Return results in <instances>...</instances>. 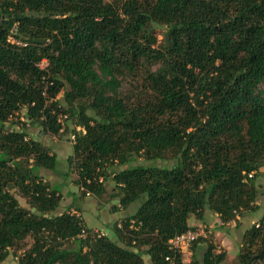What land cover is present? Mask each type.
Returning a JSON list of instances; mask_svg holds the SVG:
<instances>
[{
    "label": "trees",
    "instance_id": "16d2710c",
    "mask_svg": "<svg viewBox=\"0 0 264 264\" xmlns=\"http://www.w3.org/2000/svg\"><path fill=\"white\" fill-rule=\"evenodd\" d=\"M141 71L150 97L131 105L122 80ZM22 110L26 124L8 129ZM60 114L75 121L78 184L99 197L110 178L120 207L139 202L115 240L59 212L41 178L56 156L26 127L56 136ZM262 170L264 0H0V263L12 250L16 264H197L168 241L207 211L226 225L253 209ZM256 224L238 264H264V215ZM201 240L202 264L222 263L212 235Z\"/></svg>",
    "mask_w": 264,
    "mask_h": 264
},
{
    "label": "rangeland",
    "instance_id": "374dc122",
    "mask_svg": "<svg viewBox=\"0 0 264 264\" xmlns=\"http://www.w3.org/2000/svg\"><path fill=\"white\" fill-rule=\"evenodd\" d=\"M153 33L157 35L158 40L161 39L160 29L154 28ZM145 79L146 78L143 71L135 75L125 77L122 80V86L119 91L120 96L124 97V99L127 100L131 105L140 104L145 99L149 98L150 92L147 91ZM58 99H60V101L62 102L61 94L58 96ZM22 123L26 124V119L23 116V110L14 114V116L10 118L6 125L8 129H21L23 128ZM63 127L64 129L62 132H59L58 135L53 136L49 134H43L39 131L40 128L32 127L27 124L26 130L28 132V138L37 140L41 142L45 147H49L51 149V152L56 156V165L54 170H42L40 172V170L37 169L36 172H40L42 180L48 183L49 186L56 187L60 191L62 200L60 208L58 210L59 212H67L78 215L82 218L85 228H90L93 231L97 230L99 233L115 240V236L112 231V225L115 223L114 221L120 220V218L134 212L139 206V202L131 204L129 207H127L126 210L120 207L118 200L119 197L114 190V184L112 183L110 178L107 182H103L105 192L102 193L99 197L94 196L91 192H88V190L80 186V184H78L77 182V174L74 171V167H68L67 163V158L72 154V146L74 142L72 138V131L75 128V121L68 118L63 123ZM166 163L167 162L161 160L155 162L157 166H162ZM135 164L150 165L152 163L149 161H144L142 158L136 157ZM170 164L171 162L167 163L168 166ZM112 169L114 171H118L121 169V167L115 165ZM261 173L262 174L260 176L256 177V185H258L259 195L253 204V209L238 215L235 221L228 223L229 229L226 233L227 235H225L230 239L238 238L240 236L243 230V226L241 227L240 221L244 220V224L246 225L248 218L258 220L264 215V170H262ZM13 193H15L19 204L22 207L28 208L25 200L19 195V193ZM208 212L209 211H207V213ZM209 214L210 212L207 215ZM191 219H193L189 220V224L191 226L195 228L204 226V223H200V221L196 220L195 218ZM213 219L214 216H211L205 226H209L208 228H212L211 223ZM258 221H255L252 225H250V228L254 224L258 223ZM230 239L228 240L231 242ZM204 241L205 242L201 240L200 243L203 244V248H206L208 243L206 240ZM210 241H212V244L215 247L218 246L217 250H219L220 253L223 252V246L226 245H222L217 241L216 244H214L213 239ZM24 243L26 248H28L32 244V240L28 238ZM232 246V249H229L230 247H228V250L223 252L225 255L229 253L230 257L228 259H224L220 264H238L237 254L235 253L236 250H234V244H232ZM203 252L204 249L195 251V257L193 258L192 256L190 258V261H193L195 259V262L197 264H202ZM18 253L19 252H17V254ZM143 258L146 264H150L149 258L146 255H144ZM16 262L17 261L15 259V253L10 250L7 258L0 264H16ZM184 263L188 262L184 261Z\"/></svg>",
    "mask_w": 264,
    "mask_h": 264
},
{
    "label": "built area",
    "instance_id": "2783aa9c",
    "mask_svg": "<svg viewBox=\"0 0 264 264\" xmlns=\"http://www.w3.org/2000/svg\"><path fill=\"white\" fill-rule=\"evenodd\" d=\"M68 119L67 115L64 114H60L58 115V119L57 121L62 125L60 132L63 131L64 127H63V123ZM76 130H81L80 127H76ZM72 138L74 141V136L72 134ZM253 176V173H249L245 176V179H243V181H245L248 178H251ZM255 226L257 227L258 224H255ZM120 227V225H119ZM87 234V232L85 231V229L83 228L81 231V235L85 236ZM103 234L99 233L97 230L96 231H91V236L92 237H98L101 236ZM212 235V229L208 228L207 226H203V227H197L194 230H190L187 231L183 234L177 235L173 238H171L168 241V245L169 248L173 251H175L176 253H178L180 255V259L181 261L184 263V261H187L188 263H190V258L193 256V247L195 244L200 243V239H206L208 237H210Z\"/></svg>",
    "mask_w": 264,
    "mask_h": 264
},
{
    "label": "crops",
    "instance_id": "0c3cea01",
    "mask_svg": "<svg viewBox=\"0 0 264 264\" xmlns=\"http://www.w3.org/2000/svg\"><path fill=\"white\" fill-rule=\"evenodd\" d=\"M208 213L205 214V218H204L205 221L202 222V223H204V224L206 223L207 224L208 219L211 218V216H214V219H213V221L211 223V225H212V231H213V233H212V235H213L212 239L214 241V244H216V241H217V242L221 243L222 245H226V246H223L224 247L223 252H225L226 250H228V247H230L229 249H232V247H233L232 244H234V250H236L235 251L236 254L238 253V249H239V245H240V242H241V236H242V234L244 232H246L248 229H250V225H252L255 221L260 220V219L254 220V219L248 218V220L246 222V225L244 224V220L243 221H240L241 227L243 226V230H242L240 236L238 237L239 239L238 238H232V239H230L229 237L226 236L227 235L226 233H227V231L229 229V225L228 224L222 225L219 222L218 217H217L216 214L210 213L209 215H207ZM244 219H245V215H244ZM191 220H193V219H191ZM230 235H231V233H230ZM227 238L230 239L231 242ZM217 249H218V246L216 247L215 253H220L219 250H217ZM197 250H203V244L198 243L195 246V251H197ZM236 254H235V256H236ZM229 257H230L229 256V253H227V255L225 256V259L226 258L228 259Z\"/></svg>",
    "mask_w": 264,
    "mask_h": 264
},
{
    "label": "bare ground",
    "instance_id": "6f19581e",
    "mask_svg": "<svg viewBox=\"0 0 264 264\" xmlns=\"http://www.w3.org/2000/svg\"><path fill=\"white\" fill-rule=\"evenodd\" d=\"M34 138V137H33ZM44 140V139H43ZM201 223V222H200ZM206 224V223H205ZM205 224H204V226H205ZM202 227V226H201ZM209 227V226H208ZM212 229V228H211ZM95 231V230H94ZM212 237H213V235H212Z\"/></svg>",
    "mask_w": 264,
    "mask_h": 264
}]
</instances>
